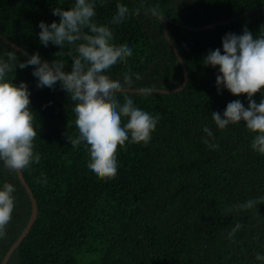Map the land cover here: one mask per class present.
Wrapping results in <instances>:
<instances>
[{
  "label": "trees",
  "instance_id": "obj_1",
  "mask_svg": "<svg viewBox=\"0 0 264 264\" xmlns=\"http://www.w3.org/2000/svg\"><path fill=\"white\" fill-rule=\"evenodd\" d=\"M74 0H0V33L42 60L65 63L71 71L75 45L40 44L38 23L58 21L52 8H70ZM119 6L127 23L110 27ZM155 7L158 16L145 14ZM140 9V13H131ZM93 21L108 28L113 48L131 47L127 63L108 74L110 83L122 73H139L136 86L158 90L178 88L183 69L164 36L161 17L169 18L168 35L188 72L184 89L176 93L128 94L134 104L159 116L148 144L117 147V173L95 179L82 148H74L76 101L57 82L38 88L34 66L8 73L14 84L27 83L34 112V153L39 161L22 172L37 202L34 223L6 264H259L264 253V200L247 209L232 206L264 197V156L250 148L252 133L242 123L218 130L211 112H221L246 94H218L217 71L203 65L209 50L221 47L226 33L247 28L264 34V0H96ZM13 47L0 38V55ZM15 49V48H14ZM17 50V49H15ZM21 51L17 50L18 59ZM218 67V66H217ZM257 103L260 92L252 97ZM123 103V97L117 96ZM126 121L122 119V124ZM213 132L210 149L201 141L203 126ZM41 174L48 183L38 181ZM15 186L12 218L0 238V263L21 235L31 201L18 173L0 163V185ZM232 209L229 211V209ZM241 228L232 239L228 232Z\"/></svg>",
  "mask_w": 264,
  "mask_h": 264
},
{
  "label": "clouds",
  "instance_id": "obj_2",
  "mask_svg": "<svg viewBox=\"0 0 264 264\" xmlns=\"http://www.w3.org/2000/svg\"><path fill=\"white\" fill-rule=\"evenodd\" d=\"M95 5L96 0H74L70 8H52V15L59 16L58 21L38 23L40 31L37 35L44 47L49 42L61 48L75 45L71 71L64 70L63 61L42 60L38 52L28 56L21 51L19 55L25 57L22 61L14 48L0 55V163L5 169L16 173L39 161V155L34 153L37 130L33 126L34 112L29 107L28 85L24 81L14 84L8 78V73L17 67L34 66L32 75L37 79L38 88H53L59 82L61 88L77 102L73 108L76 136L68 137V141L72 147L82 148L86 153L89 160L86 172L93 178L115 177L118 146L123 148L126 142L145 145L150 142L159 116L137 107L128 90L135 89L137 94L149 96L154 88L136 86L134 81L141 76L133 72L122 73L120 83L109 82L110 71L118 65H125L133 50L131 47L117 49L110 46L112 38L108 28L93 21ZM139 13L140 9H136L131 15ZM145 14L157 17L158 10L152 7L146 9ZM128 20V11L117 6L110 27L119 28ZM202 60L203 65L217 71L215 83L218 94L222 89L234 96L246 94L247 107L236 99L228 102L222 113L211 112L216 128L224 130L228 125L243 122L253 134L251 150L264 156V34L254 37L246 27L241 34L226 33L221 38V47L209 50ZM257 92L261 94L259 103L252 98ZM118 95L123 97V103L117 99ZM122 119L126 121L123 124ZM202 131L205 134L201 137L202 143L210 149L217 148L212 130L205 125ZM41 176L38 182L47 184V177ZM14 192L13 184L4 182L0 185V238L4 237L12 218ZM260 200L264 197L249 199L232 208H251ZM240 228L241 224L237 222L227 238L232 239ZM255 259L264 264V253H257Z\"/></svg>",
  "mask_w": 264,
  "mask_h": 264
},
{
  "label": "water",
  "instance_id": "obj_3",
  "mask_svg": "<svg viewBox=\"0 0 264 264\" xmlns=\"http://www.w3.org/2000/svg\"><path fill=\"white\" fill-rule=\"evenodd\" d=\"M162 18V19H161ZM161 22H162V26H163V31H164V36L166 38V40L169 42L170 46L172 47V49L174 50V53L178 59V61L180 62L182 69H183V81L181 83V85L178 88L172 89V90H158V89H154L155 92H161V93H176L181 91L182 89H184V87L186 86V83L188 81V72H187V68L185 66V64L183 63L177 49L175 48L173 42L171 41L169 35H168V31H167V23L168 22H172L169 18L166 17H161ZM0 38L2 40H4L6 43L10 44L13 48L26 52L28 56H31L32 54H30L29 52H27L26 50L22 49L20 46H18L17 44H15L14 42H12L9 38H7L6 36H4L3 34L0 33ZM128 91H132V90H128ZM19 175V178L22 182V184L24 185V187L26 188V191L29 195L30 201H31V214L29 217V220L25 226V228L23 229L21 235L18 237V239L11 245V247L7 250V252L5 253L2 262L0 264H6L7 261L9 260L13 250L20 244V242L22 241V239L26 236V234L28 233V231L30 230L32 224L34 223L36 216H37V212H38V207H37V202L36 199L33 195L32 190L30 189L29 185L26 183L23 174L21 171L17 172Z\"/></svg>",
  "mask_w": 264,
  "mask_h": 264
}]
</instances>
